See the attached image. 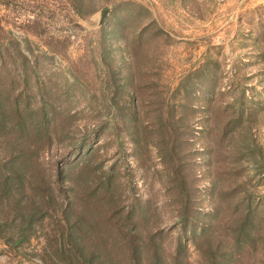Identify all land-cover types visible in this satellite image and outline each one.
Wrapping results in <instances>:
<instances>
[{
    "label": "rangeland",
    "instance_id": "obj_1",
    "mask_svg": "<svg viewBox=\"0 0 264 264\" xmlns=\"http://www.w3.org/2000/svg\"><path fill=\"white\" fill-rule=\"evenodd\" d=\"M0 103V171L50 181L84 258L264 264V0H0ZM39 213L0 264H65Z\"/></svg>",
    "mask_w": 264,
    "mask_h": 264
},
{
    "label": "trees",
    "instance_id": "obj_2",
    "mask_svg": "<svg viewBox=\"0 0 264 264\" xmlns=\"http://www.w3.org/2000/svg\"><path fill=\"white\" fill-rule=\"evenodd\" d=\"M1 107V103H0ZM16 108V107H15ZM1 109V108H0ZM16 112V111H15ZM17 114V112H16ZM18 122H16L17 128L19 131H24V124L20 120L19 117H16ZM20 158L19 155L11 154L5 164H2V168L7 165L9 162H14ZM11 168L8 170L5 168L0 171V198L3 193L8 197L12 193H14L13 188L19 185L18 190L13 194L16 195V203L14 206V214L13 217L11 214H7V211H0V218L3 222V225L7 224L19 223L18 233L20 236L25 237V233H29V230H34L35 223H37L38 219H41L40 211L47 212L49 216H52L54 211L58 213V217L54 219V223L58 226L53 231L50 232L49 238L51 240H60V236L70 240L74 239L70 245L67 243V247H63L59 244L57 250H54L50 257H54V253L56 256H65L66 261L65 264H114V259L107 252H101L102 258H98L97 253L91 252V254H96L95 258H98V262H93L92 258H84L83 255V245L80 243V239L77 241L76 237H81V232L78 230H74L73 226H71L70 220L68 218L69 210L67 207H62L61 204L57 202L55 197L52 195V187L50 181L41 183H35L33 181H29L28 186L24 183L23 174H17V172H11ZM49 179V176H48ZM47 179V180H48ZM27 188H29L27 190ZM22 204V207L20 206ZM70 206V205H69ZM2 207V203L0 209ZM45 237H48L47 235ZM48 238V239H49ZM71 256H66L67 253H71ZM137 252V251H134ZM133 253V251H132ZM105 255V256H104ZM132 257L131 262L134 261Z\"/></svg>",
    "mask_w": 264,
    "mask_h": 264
}]
</instances>
